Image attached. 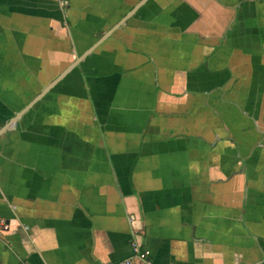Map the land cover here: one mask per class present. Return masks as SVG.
Returning <instances> with one entry per match:
<instances>
[{
    "label": "crops",
    "instance_id": "1",
    "mask_svg": "<svg viewBox=\"0 0 264 264\" xmlns=\"http://www.w3.org/2000/svg\"><path fill=\"white\" fill-rule=\"evenodd\" d=\"M0 264H264V0H0Z\"/></svg>",
    "mask_w": 264,
    "mask_h": 264
},
{
    "label": "built area",
    "instance_id": "2",
    "mask_svg": "<svg viewBox=\"0 0 264 264\" xmlns=\"http://www.w3.org/2000/svg\"><path fill=\"white\" fill-rule=\"evenodd\" d=\"M10 229V222L7 221L5 218L0 217V232H6ZM133 252L136 256V259L143 264H151L150 258H149V253L145 252L141 249V246L137 243L134 242L132 244ZM118 264H133L131 260H125L121 261Z\"/></svg>",
    "mask_w": 264,
    "mask_h": 264
},
{
    "label": "water",
    "instance_id": "3",
    "mask_svg": "<svg viewBox=\"0 0 264 264\" xmlns=\"http://www.w3.org/2000/svg\"><path fill=\"white\" fill-rule=\"evenodd\" d=\"M4 132H5V131H3V130H2V131H0V136H1V135H2V133H4Z\"/></svg>",
    "mask_w": 264,
    "mask_h": 264
}]
</instances>
